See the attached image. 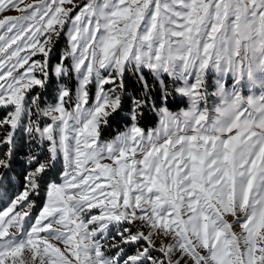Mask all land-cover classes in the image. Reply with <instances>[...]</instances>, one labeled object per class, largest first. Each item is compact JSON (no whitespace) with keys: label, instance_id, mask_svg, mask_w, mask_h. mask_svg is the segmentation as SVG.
Listing matches in <instances>:
<instances>
[{"label":"snow or ice","instance_id":"obj_1","mask_svg":"<svg viewBox=\"0 0 264 264\" xmlns=\"http://www.w3.org/2000/svg\"><path fill=\"white\" fill-rule=\"evenodd\" d=\"M0 110V264H264V0H0Z\"/></svg>","mask_w":264,"mask_h":264},{"label":"trees","instance_id":"obj_2","mask_svg":"<svg viewBox=\"0 0 264 264\" xmlns=\"http://www.w3.org/2000/svg\"><path fill=\"white\" fill-rule=\"evenodd\" d=\"M156 122V117L153 116L151 113L148 114L147 120L145 122L142 123V126L147 129L149 127H153L155 125ZM122 127V122L117 120L114 121L111 125V127L105 129L103 136H114L116 131Z\"/></svg>","mask_w":264,"mask_h":264},{"label":"rangeland","instance_id":"obj_3","mask_svg":"<svg viewBox=\"0 0 264 264\" xmlns=\"http://www.w3.org/2000/svg\"><path fill=\"white\" fill-rule=\"evenodd\" d=\"M31 2H33V0H25V3H31ZM73 2L76 3V4H80V3H82V0H73ZM21 7H23V5H21ZM66 7H71V5H66ZM4 15L15 16V15H20V13L15 12V11H9V12L4 13ZM172 110L175 111L176 110L175 107H173ZM2 115H3V112H2V110H0V116H2ZM157 122L158 121H157V118H156V122H155V125L153 127H155L157 125ZM103 137L107 139V138H111L112 136L106 135V136H103ZM16 190L17 189L15 187H10L9 196L13 195ZM5 206H6V202L5 201H0V209H2ZM235 231L239 232L240 230H239V228H236ZM157 246H159V242L158 241H157ZM129 251H131V249H129Z\"/></svg>","mask_w":264,"mask_h":264}]
</instances>
